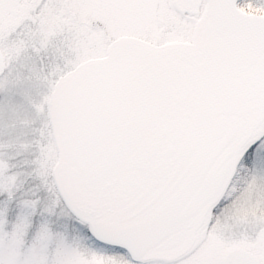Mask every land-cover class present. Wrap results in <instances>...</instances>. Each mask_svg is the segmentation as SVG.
Returning a JSON list of instances; mask_svg holds the SVG:
<instances>
[{
  "label": "snow or ice",
  "instance_id": "1",
  "mask_svg": "<svg viewBox=\"0 0 264 264\" xmlns=\"http://www.w3.org/2000/svg\"><path fill=\"white\" fill-rule=\"evenodd\" d=\"M185 5L192 26L212 19L255 45L264 69V4L153 0ZM264 144V78L239 110ZM71 219L76 232L65 228ZM232 225L225 230L221 225ZM264 264V202L238 210L215 194L192 157L143 151L51 117L27 162L0 156V264Z\"/></svg>",
  "mask_w": 264,
  "mask_h": 264
},
{
  "label": "water",
  "instance_id": "2",
  "mask_svg": "<svg viewBox=\"0 0 264 264\" xmlns=\"http://www.w3.org/2000/svg\"><path fill=\"white\" fill-rule=\"evenodd\" d=\"M20 2L0 0V24L17 14ZM4 71L0 51V77ZM262 78L255 45L224 35L208 18L198 24L194 44L113 42L105 58L58 81L50 118L136 150L186 152L206 171L214 193L224 195L255 133L239 110Z\"/></svg>",
  "mask_w": 264,
  "mask_h": 264
},
{
  "label": "rangeland",
  "instance_id": "3",
  "mask_svg": "<svg viewBox=\"0 0 264 264\" xmlns=\"http://www.w3.org/2000/svg\"><path fill=\"white\" fill-rule=\"evenodd\" d=\"M99 2L103 3H96L101 10L97 16L89 11L92 0H26V4L35 6H24L16 21L19 28L10 39L0 37L7 64L0 80V156H14L21 162L29 160L35 151L38 129L49 119L54 87L78 65L104 57L111 43L120 37H139L153 45L157 38L159 44H164L179 34V27L188 25L173 5H161L162 12L148 7L140 23L142 27L128 29L124 23L125 0H113V4L108 0ZM258 2L264 4V0ZM107 3L110 11L106 9L110 8ZM149 22L146 36L145 26ZM258 138L253 135L241 154L243 160ZM226 195L237 197L233 208L241 211L264 202V144L257 149L255 160L237 171ZM221 227L229 230L232 225L225 221ZM65 228L76 232L78 225L69 219ZM114 264H127V260L121 257Z\"/></svg>",
  "mask_w": 264,
  "mask_h": 264
},
{
  "label": "flooded vegetation",
  "instance_id": "4",
  "mask_svg": "<svg viewBox=\"0 0 264 264\" xmlns=\"http://www.w3.org/2000/svg\"><path fill=\"white\" fill-rule=\"evenodd\" d=\"M34 0H32L33 2ZM100 0H92V2H94L92 4V6L90 7L89 11L90 14L92 15H99V12L101 11L100 8L98 7L100 4H102L101 2H99ZM105 1V0H104ZM110 4H113V0H108ZM127 2L126 7L123 8L124 11H126L125 14H127V16H124V23L126 24L125 26L129 27L128 29H132V27H137L140 28L142 27L143 24L141 23V20L143 17H145L146 15V11L148 10V7L151 6L153 7L154 10H160L162 12V6L158 5L157 3H151V0L149 1V6H148V0H125ZM254 3L258 4V0H253ZM96 3L98 6H96ZM107 3L108 7L110 8H106L107 11L111 10V6L110 4ZM27 5L28 7H32L35 6L34 4H26V0H21L19 6L16 8L17 14H10L8 15L3 22L0 24V37H8L9 39L12 36L13 32H16L17 29L19 28V25L17 24V18L20 15V12L22 10H24V6ZM103 11H105V9L103 8ZM133 12V14H132ZM178 15H180L182 18L184 17V14H181L179 12H177ZM139 19V20H138ZM154 22H157L156 19H153ZM159 23L163 24L164 21L160 20ZM151 23H146L145 26V33L146 36H149V28H150ZM174 23H170V26H173ZM197 26H192L191 24L188 23V25L185 27L181 26L179 27V34L174 37V39L171 42L168 43H164V44H159L156 38V42H154L155 46H161V45H167V44H178V43H183V44H192L195 41V37H196V29ZM134 37V36H131ZM151 37V35H150ZM137 38V37H135ZM138 39H141L138 37ZM144 40L148 43H151L148 40L145 39H141ZM159 44V45H157ZM0 51L3 53L2 49L0 48ZM4 56V61H5V55L3 53ZM6 68H7V64L5 62ZM6 73V70H5ZM5 76V74L0 78V80ZM50 107H51V103H50ZM226 199H228L229 201H231V207H233V203L236 202L237 197H235L234 195L232 196H225ZM225 230H228L227 228H224ZM230 230V229H229Z\"/></svg>",
  "mask_w": 264,
  "mask_h": 264
},
{
  "label": "trees",
  "instance_id": "5",
  "mask_svg": "<svg viewBox=\"0 0 264 264\" xmlns=\"http://www.w3.org/2000/svg\"><path fill=\"white\" fill-rule=\"evenodd\" d=\"M245 165H246V163H245V160H241V162H240V165H239V168H241V167H245Z\"/></svg>",
  "mask_w": 264,
  "mask_h": 264
}]
</instances>
